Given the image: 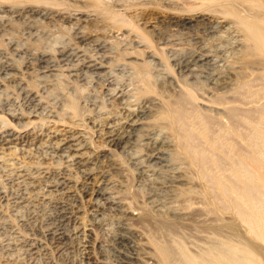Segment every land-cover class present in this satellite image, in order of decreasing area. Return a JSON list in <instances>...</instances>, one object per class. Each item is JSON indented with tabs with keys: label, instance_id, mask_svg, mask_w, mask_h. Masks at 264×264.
Wrapping results in <instances>:
<instances>
[{
	"label": "rangeland",
	"instance_id": "374dc122",
	"mask_svg": "<svg viewBox=\"0 0 264 264\" xmlns=\"http://www.w3.org/2000/svg\"><path fill=\"white\" fill-rule=\"evenodd\" d=\"M32 1L43 8L51 10L50 7H52L56 9L55 11L58 12L59 17L51 22V25L42 17L35 18L38 21L37 24L35 23V26L40 32L36 30L34 32H36V36L40 37L41 40H39L40 38L35 40L34 36L26 37L28 34H25V23L22 21H20L21 23H13L14 25L9 30L10 35H7L8 32L4 33V35L0 33V54H5L1 56L4 55L6 59L10 56L8 57L10 58L8 61L12 62L19 69L23 68L24 60L12 54V47L10 46L13 42L25 47L32 46L34 48L46 49L50 54L55 55L61 46L71 44L76 40L73 37L74 30L70 22L71 19L65 18V15H74L75 11L78 12L81 8L83 10L86 8L92 10L91 8H93L100 13L99 16L102 19L84 23V30L86 31L84 32L86 36L88 35V39L81 44L82 46L85 45L87 54H95L94 56H98L99 54L96 44L113 50L111 58L106 62L107 64L109 62V65L107 66L105 63L106 67H108L106 68V72L110 68H113L99 78L89 76L81 83H74L71 78L67 79L64 76L68 81L63 79L55 80L53 81L55 83L51 82L52 85L48 88L49 90L44 89L45 91L41 87L38 89L39 82L26 78L27 83L25 84V88L30 87L29 89L40 90L39 94H41L42 100H46L45 102L48 103L49 113L46 111L43 115L32 118L33 124L31 125L38 126V128H41V131L55 127V129L62 130L61 133H64L63 129H69L68 126L73 125V130L82 132L86 137L88 135L87 139L91 147L93 146L92 148L96 150H92V160L95 165L91 164L92 176L94 177L91 181V187L97 189L95 184L105 181L101 175L108 173L109 182H115V185L113 187L110 184L112 189L114 188L113 190L110 189L111 187L108 184L105 187L108 190L110 189L109 191L115 192L113 197L121 205L125 206L127 214L114 209L104 198L94 194L92 189L85 193L82 190V185L84 184L82 175L81 173H78V175L76 173V186L72 189V193L66 197L67 206L71 212L70 218L65 221L66 229L69 231V239L65 240L64 244H58L55 240L54 242L53 239L46 238L43 226H38L35 229V237L40 238L45 243L43 244L42 241L37 252H28L24 246L17 244L18 239H21L23 235L30 234L22 226L20 218L26 212L23 209L17 211L7 205L5 201H2L0 203V264H125L122 260L123 257L119 256L117 252L119 249L117 237L128 226V229L131 231L139 230L138 237L140 238L139 241L142 248L141 253L143 255L147 253L151 255V258L146 260V264H264V200L257 203V209H262L260 210L261 213L255 209L258 212L257 214L260 215H256V212L254 213L252 210V206L246 204L245 201L249 197L248 194L253 193L255 195L263 186V183L256 182L255 176V179H252L255 181L248 180V184H244L245 187L244 185L240 187L242 195L244 193V197L241 194H236L235 191L226 195L222 175V171L226 167L231 169V165L229 164L231 160L233 162H238L239 160L251 162L250 158L247 157V155L250 156L251 152L249 147L251 140H248V135L250 134L249 138H252L253 135L256 136L253 134L256 131L255 129L260 131L262 129L260 126L264 127V54H260L261 52L257 51L259 46H257L256 40H254L255 42L253 41L252 34H250L252 33L251 28L254 30L255 27L250 26L249 28V25H254V22L259 23L257 25L260 26L262 22L264 24V0ZM2 2L6 3L9 1L0 0V5L3 6ZM15 2L20 3L21 0H15ZM26 3L32 2L31 0H23L22 4ZM2 6H0V10L3 9ZM2 12H0V24L4 20L3 17L6 16L5 12ZM2 15L3 17H1ZM38 19L42 20L39 21ZM184 24L188 27L184 28ZM245 24L247 25L246 27H244ZM110 25H116V28H120L123 32L119 36H110L108 33L110 30L108 26ZM210 27H213L215 31L219 27V31L214 32L215 35L214 33H205V28ZM173 29L177 30L174 31ZM45 36L49 38L43 39ZM168 37L173 38L174 41L177 40V45L173 47L175 48L173 51H170L169 45L163 43L164 39ZM139 42L143 43L144 46L138 44ZM146 46H149V49L164 58L166 69L163 67L156 71L154 63L148 61L151 58L148 57V48ZM199 49L219 56L218 62L220 64L223 62L222 68L227 71V76L231 77L234 82L232 86L233 90L230 93H226L229 96L224 94V96L221 95L220 97L219 95L216 97L215 95L211 97V102H207L204 98L209 96L205 89L211 84L203 83L206 87H202L198 83L197 89H194V96L196 97L195 108L210 125L211 138L217 143L219 142L218 145L235 142L233 135L229 133L228 135L225 131L237 128L240 134H243L241 135L243 136L242 138L236 136V140L238 141L237 146L240 143L238 146L240 149H237L236 154V151L230 146L231 152L228 151L232 156L227 157V162L223 160L217 150L212 155L207 151V160L209 159V162L201 169L198 166L199 162L197 160H193L190 157L185 158L178 151V147H174V145L176 146L174 141L177 138L173 137L170 127H154L153 130L156 132L155 135H157L154 140L157 141V138L158 141L159 139L162 140L163 142L160 141L161 145H163L162 148L164 151H167L163 154L165 161H161L159 164L155 161L151 162V166L140 175L132 166L129 156L122 154L118 147H111L106 144L105 133L108 130V125L115 119L126 118L130 113L129 110H133V107L136 109L131 110V112H134V114L138 113V107L133 102H136L135 99L140 98L139 87L142 86L143 80L146 78L145 73L149 71L152 73H150L151 76L153 75L152 82L155 84L151 88V91H147L146 94L156 97L163 96L165 95L164 93L166 95L167 93L170 94L171 88L169 87H172V83L168 76L169 74L183 82L189 81L190 77L188 75L184 74V77L180 76L171 56L174 53V58L179 59V57L196 53L195 51ZM5 50L7 52L9 50V53ZM93 51L96 52L94 53ZM113 57H116L114 58L115 60ZM4 60L5 58L0 62V76ZM137 62L141 68L144 66L148 68V71L146 70L147 72L145 71L144 73L136 71L139 70L137 69L139 67ZM145 62L147 65L149 64L148 67ZM228 63L232 65H227ZM134 65L137 67L135 68ZM125 68V72H122ZM138 72L140 73L138 74ZM133 80L134 82L138 80V85ZM214 82L219 83L220 80L217 81L215 79ZM215 85L213 84V86ZM108 86L110 91L107 88ZM132 89L134 91H131ZM0 91V103H3L11 96L15 98L13 108L11 106L12 110L10 111L21 114L23 112L22 115L25 118L23 117L21 123L27 122L28 118L31 117L30 110L27 108L26 103H24L20 90H17V87L13 83L10 84L7 80L0 78ZM117 91L128 93L125 97V103L128 102L125 106H127L128 110L120 109L117 101L114 100L113 96L115 94L113 93ZM129 91L134 95L130 97L131 93ZM137 95L138 97H136ZM113 101L114 104L112 103ZM220 102L222 105H220ZM208 103L214 106L217 105L215 107H219L220 105L221 109L222 106L223 109L225 107L227 116L234 114V120L231 116L230 120L223 116L226 111L225 109L224 113L222 112L220 115H217L212 108L213 105H208ZM52 105L56 110L52 108ZM206 105L212 106L210 108L214 112L208 110V106ZM73 110L77 114L75 111L72 114ZM0 119L5 123L11 122L10 124L14 120L10 115L2 112H0ZM81 120H84V122ZM75 123H78V128L75 127ZM80 125L84 128L82 126L79 127ZM98 125L100 126L98 127ZM249 126L254 127V131L252 128H248ZM102 127L104 130H102ZM166 129H168V132H166ZM241 129L247 131L245 132L246 135L248 133L247 137L243 133L244 130L242 131ZM161 132L165 134H161ZM229 136H232V139ZM168 137L174 141L172 142ZM244 138H247L246 142H243L242 139ZM252 139L255 140V137ZM258 139L254 143L261 148L260 142L263 143L264 141ZM239 140L242 141L240 142ZM170 141L171 143H169ZM175 143L177 142L175 141ZM169 144L171 145L169 146ZM242 144L247 146L246 152L242 150L243 148L246 149L245 146H241ZM167 147L171 149H167ZM33 153L35 157L36 152L34 151ZM237 155L243 156H239L238 160ZM211 156L213 157L211 158ZM225 163L230 166H225ZM177 167H181V169ZM235 167L238 166L236 165ZM246 177L249 179L247 175ZM227 182L230 187L231 180ZM247 190H250V192ZM263 192L260 190L261 194L259 195L263 196ZM154 194L157 196L156 198H154ZM165 195L166 197H164ZM170 196L175 198L172 199L174 202ZM236 198L239 199V204H236ZM165 203H167V206ZM159 206L161 207L159 208ZM161 208H164V210ZM128 211L133 213H129ZM256 217H258V220H256ZM126 224L128 225L127 227ZM189 258H194L196 263H193Z\"/></svg>",
	"mask_w": 264,
	"mask_h": 264
},
{
	"label": "bare ground",
	"instance_id": "6f19581e",
	"mask_svg": "<svg viewBox=\"0 0 264 264\" xmlns=\"http://www.w3.org/2000/svg\"><path fill=\"white\" fill-rule=\"evenodd\" d=\"M8 1L9 2H6V3L2 2L3 6L0 5L3 8L0 10V12L3 11V12H5V15H6V16H4L5 18L3 17V15L1 16V17H3L4 20H2L1 21L2 24H0V33H2L3 35L6 32H8L7 35H10L9 30L14 25L13 23H21L20 21H22L23 23H25V34H28L26 37H33L34 36L33 38H35V40H36V39H39L40 37L38 38L36 36L37 35L36 32H34L35 30L39 31V29L35 26V23L36 24L38 23V21L35 20V18L37 19L38 17H42L51 25V22H53L57 17H59L58 12L55 11L56 9H53L52 7H50L51 10L43 8L42 6L36 4L32 0H31L32 3H26L24 5L22 4L23 0H21L22 3L21 2L20 3L15 2V0H8ZM61 1H64V0H61ZM11 2H13V3H11ZM40 3H42V2H40ZM46 7H47V5H46ZM91 9L92 10L86 8L83 10L81 8V10H78V12L75 11L74 15H65V18L71 19L70 22L73 25L72 27L74 30L73 37L76 40H75V42L72 40L73 42L71 41L72 42L71 44L69 43V44H65V45L61 46L57 50V53L55 55L50 54L48 52V50H46V49L44 50V49H39L36 47L34 48L32 46L25 47L23 45L21 46L20 44L13 42L10 46V47H12V52H13V53L12 52L11 53L18 56L19 58H23V60H24L23 68L19 69V68H16L12 64V62L8 61L10 59L8 57H10V56L7 55L8 57L6 59V57L4 56L5 55L4 53H2V54H4L3 56H1L2 54H0V62H2V59L5 58V60L3 61L4 65L1 68V76L2 77L0 76V78L2 80H7L10 84L13 83L14 86L17 87V90H20V93L22 95L24 103H26L27 108L30 110L29 113L31 115V117H29L30 119L28 118L27 122L21 123L23 121L22 120L23 117L25 118V116L22 115L23 112L21 114V113H14V112L10 111V110H12L11 106L13 108V103L16 100L15 98H13L11 96L10 98L6 99L3 103L2 102L0 103V112L7 113L8 115H10L14 119V120H12L13 121L12 124H10L11 122L5 123V122H3V120L0 119V203L2 201H5L7 203V205H9L11 208H13L17 211H21V209H23L26 212L25 215L20 216V218H21L22 226L27 231H29L30 234L25 235V236L23 235L21 237V239H18L17 244L24 246L28 252H37V250L39 249V246L42 244L43 240H40V238L35 237V231H36L35 229H37L38 226L39 227L43 226V228H44L43 230H45L46 238H51V239H53V241L55 240L58 244H64V241L65 240L67 241L69 239V231L66 229L65 221L68 218H70L71 212L68 209L66 197H67V195L72 193V191H73L72 189L76 186V181H75L76 173H77V175H78V173H81V175H82V178L84 181L83 182L84 184L82 185L83 186L82 190L85 193H87L90 189H92L94 194L104 198L106 200V202L108 204H110L114 209H116L122 213L127 214L125 206L121 205L120 202L115 197H113V194L115 192L109 191L110 189H112L110 184L114 187L115 182H109V178H108L109 174L108 173H106L105 175L104 174L101 175V177H104V180L106 182L102 181L101 183L95 184L97 189H93L91 187L92 186L91 181L94 179V177L92 176L93 171H91V168H92L91 164L93 163L92 150H95V149L92 148L93 146L91 147V144H90L89 140L87 139L88 135L86 137L85 134H83L82 132L73 130L74 128H73L72 124H71L72 126H68L69 129H63L64 133H61L62 130H59L58 128L55 129V127L49 128L46 131H41V128H38V126L31 125V124H33L32 118L39 117V116L43 115L46 111H48V105H47L48 103L45 102L46 100H42V96H41V94H39L40 90L36 91L34 89L35 90L34 91L33 89H29L30 88L29 85H28L29 88H25V84L27 83L26 78L34 79L35 81L39 82V84H38L39 88L38 89H40V87H41L43 90L44 89L49 90L48 88L52 85L51 82H53L55 80L63 79L65 81H68L67 79L71 78L72 81H74V83L75 82L81 83V82L85 81L89 76L99 78V77H101V75H104V73L107 74L108 71L113 68V67L110 68L106 72V70H107L106 68H108V67H106V65L107 66L109 65V62H108V64L106 62L109 60V58H111V56H112L111 53L113 52V50H110L109 48L107 49L103 45L96 44V48L99 50L98 53L100 54V56H99V54H98V56H94L95 54H93V55L87 54L88 52L86 53L87 50H85V47H84L85 45L82 46V44H81L82 42L87 41V39H88V35L87 36L85 35L86 31L84 30V23L87 21L93 22L94 20L102 19L99 16L100 13H98L93 8H91ZM70 14H72V13H70ZM34 20L37 22H35ZM38 20L41 21L42 19H38ZM101 21H103V20H101ZM112 21H113V19H112ZM105 22H106V20H105ZM55 23H56V21H55ZM187 23H189V22H187ZM99 24L101 25V23H99ZM257 24H259V23L254 22V25L253 24L249 25V23H248L249 28H250V26L251 27L254 26L255 28H254V30L251 28L252 31L250 29H248V27H247V29L252 32V33H250L248 31L250 34H252L253 41L256 40V43L258 44V45L257 44H255V45H257L259 47L257 48L254 45H252V46L257 48V51L261 52L260 54H264V28H263L264 24L262 22V24H261V26L263 25L262 27L260 25H257ZM100 25H99V28H100ZM243 25H244V22H243ZM69 26H71V25L69 24ZM246 26L247 25L245 24L244 27H246ZM108 27H110V30L108 31L110 36H113V37L119 36L121 34V32H123V30H121L120 28H116V25H114V26L110 25ZM183 27L187 28L188 26H185V24H184ZM218 29H219V27H218ZM218 29L215 31V29L213 27H210V28H205L204 31H205V33L213 34L214 32L219 31ZM173 30L176 31L177 29H173ZM214 35H215V33H214ZM208 36H210V35H208ZM253 36L255 39L253 38ZM48 38L45 36V38H43V39H48ZM200 38H202V37H200ZM43 39H42V41H43ZM39 40H41V38ZM250 40H249V42H250ZM176 41H174L173 38L168 37L167 39H164L163 43L165 45H169L170 46L169 48L171 49L170 51H173V50H175V48H173V47L177 45ZM240 41H242V40H240ZM253 41H252V43L255 42V41L254 42ZM86 44H88V43H86ZM138 44H141V43L139 42ZM178 44H180V43L178 42ZM141 45L144 46L143 43ZM87 46H89V45H87ZM250 47H251V45H250ZM250 47H248V48H250ZM253 47H252V49H253ZM40 48H42V47H40ZM147 48H148V51H147L148 57L151 58V60L148 58L149 59L148 61L154 63L156 71H157V69L160 70L163 67H165V69H166V63H165L164 58L162 56H159L155 51L149 49L150 48L149 46ZM162 48H164V47H162ZM205 49H206V47H205ZM5 51L7 52V50H5ZM257 51L255 50V52H257ZM195 52L196 53H193V54H190L187 56H183L181 58L179 57V59L178 58L175 59L174 58L175 56L173 53V56H171V57H173L172 59L174 60L175 66L178 68V71H179L178 73L180 74V76H183V77H184V74L188 75V77H190V80L183 82L180 79H178L177 77L169 74L168 76H169L170 81L172 83V85H171L172 87H169V88H171L170 89L171 92H170V94L167 93V95H166V93H164L165 95L159 96V97L146 94V92L151 91V88L154 87L153 85H155L152 82L153 75L151 76L152 73L150 71L147 72L148 68H146L145 66L141 68L137 62V65L139 67H137L135 65H134V67L135 68L137 67V69H139V70H136V71H140L141 73L142 72L144 73L147 70L146 71L147 73H145L146 78L143 80L142 86L139 87V90H140L139 97L140 98L135 99L136 102L132 101L133 103H135L134 105L136 107H138V113L134 114V112H131L132 109L129 110L130 113L127 115L126 118L115 119V120H113V122L111 121L112 123H110V125H108V130H106V133L104 132L106 144L110 145L111 147H116V148L118 147V149L120 150V152L122 154L129 156L132 166L134 167V169H136L138 171V173H140V175L149 166H151L150 165L151 162L155 161V162H158V164H159V162L165 161V158H163V154L165 153L166 150L164 151L162 148L163 145H161V143H160V141H162V140L159 139V141H158V138H157L158 142L154 140L155 136H157V135H155L156 132L153 130L154 127L155 128L165 127V126L170 127L173 137L175 136L177 138V140L175 139V141L177 143H175V141L173 140L174 144H176V146L173 144L174 147H178V151L182 155H184L185 158L190 157L193 160H197L199 162L198 166L201 169H202V167H205V165L209 162V159L207 160V158H208L207 153L208 152L211 153L210 155H212L217 150L219 152V154L222 156L223 160L226 161L228 156H230V155L232 156V154H230L231 147L234 151H236V154H237V149L238 148L240 149V147H238L240 145V143L237 146L238 141L236 140V136H239L242 138L243 136H241V135H243V134L242 133L240 134V132L238 131L237 128H232V129L225 131V132H227L226 134L229 133L230 135H233L235 142H232L231 144H229V143L224 144L223 143V145H222V143L220 141L221 144L218 145L219 142L217 143L214 139L211 138L212 133H211L210 125L208 124V122H206L202 118L203 116L201 117L200 113H198L197 112L198 110H196V108H195L196 107L195 106L196 97L194 96V89L195 88L197 89L196 86L198 85V83L201 84L200 86H202V87L205 86V85H203V83H205V84L210 83L212 85V86L210 85L208 88L205 86L206 87L205 90L209 96L204 97L207 102H211L212 101L211 97H214L215 95H216V97L219 95H220V97H221V95L224 96V94L229 96L226 93H230L233 90L232 86H233V82H234L231 77L227 76L228 75L227 71L222 68L223 62L221 64L218 62L219 56H215L214 54L212 55L211 52L208 53V52H205L204 50L201 51L200 49L198 51H195ZM7 53H9V50ZM9 55H11V54H9ZM114 58H116V57H113V59ZM12 61H13V59H12ZM105 63H106V65H105ZM145 64L148 67V65L150 63L147 65V63L145 62ZM227 65H232V64L228 63ZM120 66H121V64H120ZM126 68L122 72H125ZM120 70H119V73H120ZM140 72H138V74ZM132 73L134 74V72H132ZM164 73H165V71H164ZM64 76H66L67 79L64 78ZM138 78H140V77H138ZM134 79H136V78H134ZM215 79L217 81L220 80V82L219 83L214 82ZM137 81L134 82V80H133L134 83H137ZM154 81H155V79H154ZM53 83H55V82H53ZM167 83H168V80H167ZM213 84H216V85L213 86ZM115 85H116V82H115ZM137 85H138V83H137ZM133 86H135V84H133ZM107 88L109 90V86ZM198 90H199V88H198ZM131 91H134V90L132 89ZM131 91H129V92L131 93ZM106 93H107V91H106ZM107 94H109V92ZM113 94H115L113 97H114V100L117 101L118 105L120 106L119 108L122 110H128L127 106H125V104L128 103V102L125 103V97L128 93H125L124 91H117L116 93L114 92ZM110 95L112 96V94H110ZM133 95L131 93L130 97ZM136 97H138V95ZM107 98H108V96H107ZM48 99H50V98H48ZM236 102H238V101H236ZM87 103L89 104V102H87ZM112 103L114 104V101ZM209 104L213 105L211 103H208V105ZM228 104H230V103H228ZM208 105H206V106H208ZM220 105H222V103ZM220 105H219V107H215L217 105H215V106L213 105V107L210 106L215 110L217 115H220L223 111L226 110L225 107H224L225 110L223 109V106L221 109ZM110 107H113V106H110ZM192 107H194L195 109ZM210 107L208 106V110H211ZM227 107L230 108L229 106H227ZM52 108H53V105H52ZM53 109H55V107ZM135 109L133 107V110H135ZM214 110L213 111L211 110V111L214 112ZM52 111H54V110H52ZM61 111H62V109H61ZM74 111L75 110H73L72 114L74 113ZM64 112H66V111H64ZM234 112H236V111H234ZM47 113H49V111ZM111 113H113V111H111ZM76 114H77V112H76ZM233 115L232 116L230 115V116L233 118L234 117ZM223 116L227 117L229 120L231 118L230 116H227V110L225 111V114ZM40 119L42 120V118H40ZM104 119H105V117H104ZM49 120H51V119H49ZM95 120H96V118H95ZM233 120H234V118H233ZM81 121L84 122V120H81ZM52 122H53V119H52ZM100 122H101V120H100ZM46 123H47V121H46ZM41 124H42V122H41ZM69 124H67V125H69ZM75 124H76L75 127H77L78 123H75ZM103 124H105V123H103ZM248 124H250V123H248ZM253 124H255V123H253ZM258 124H260V122H258ZM82 125H80L79 127H81ZM43 126H45V125H43ZM83 126H82V128L85 127V126L84 127ZM99 126L100 125H98V127ZM63 127H64V124H63ZM260 127L262 128V129H260V131H258L257 129H255L253 127L256 130V131H254V129L249 126L248 128H252L254 132L248 128L247 129L256 135V136H254L253 134H251L255 137V140L259 138L258 140L264 141V130H263L264 127H262V126H260ZM102 130H104L103 127H102ZM166 130H167L166 132H168V129H166ZM158 132H160V131H158ZM245 132H247V131L244 130L243 133L245 134ZM162 133L165 134L164 132H161V134ZM226 134H225V136H226ZM247 135H248V133H247ZM247 135H246V137H247ZM249 136H250V134L248 135V140L249 141L251 140L250 146H249L251 152L248 150L250 152V156H248L247 153H246V155H247V157L250 158L251 162H247V161L244 162L245 160L243 162L240 161L239 156H243V155H237L238 160H239L238 162L237 161L233 162L232 160L230 161V163L228 162L231 165L230 166L228 164L231 169L224 167L225 170L222 171L223 180H224L223 181L224 182V189H225L224 191H225L226 195H229L233 191H235L236 194L242 195V193H241L242 189L240 190V187H243V185L246 184L248 182V180H252V179L256 178L255 179V180H257L256 182L263 183V186L259 189V191H257V193H256V189H255V193H256L255 195L256 196L253 193L248 194L249 197L245 201H246V204L252 206V210L254 213L256 212L255 213L256 215H260V214H257L258 212L255 211V209L258 210L257 209V203L258 202L260 203V201L264 200V195L263 196L259 195V194H261L260 190H261V192L264 191L263 190L264 189V142L262 143L259 141L262 145L260 148V146L258 147V145L254 143L255 140L252 139L254 137L252 136V138H249ZM169 139H171V138H169ZM238 139H240V138H238ZM246 139L245 138L242 139L243 142H246L247 141ZM171 141H172V139H171ZM171 141L169 143H171ZM170 145L171 144H169V146ZM241 146L244 147L245 145L242 144ZM168 148L173 149L172 146H171V148L167 147V149ZM245 148L246 149L243 148L242 150H244L246 152L247 146H245ZM256 150H257V152H256ZM34 151L36 152L35 157H34V153H33ZM105 157H107V156H105ZM212 157L213 156H211V158ZM244 157H246V156H244ZM33 158H35V159H33ZM193 160H192V162H193ZM226 165L227 164L225 163V166ZM236 165L238 167H235ZM181 167H182V165H181ZM181 167H177V168L181 169ZM93 169H95V168H93ZM182 170H183V168H182ZM203 171H204V169H203ZM173 174H175V173H173ZM220 175H221V170H220ZM246 175L249 177V179L246 177ZM143 180H145V179H143ZM179 180H181V179H179ZM228 180H231L230 187L227 184ZM255 180H252V181H255ZM106 184H108L109 187H111L109 190L105 187ZM244 187H245V185H244ZM247 187H249V186H247ZM250 190L249 191L247 190V191L250 192ZM262 194H264V192ZM243 195H244V193H243ZM154 196H155L154 198L157 197L155 194H154ZM164 197H166V195ZM173 198L174 197H171V200ZM238 198H239V196H238ZM238 198H236V204H239ZM172 201L174 202V200H172ZM170 203H171V201H170ZM108 204H106V205H108ZM166 204L167 203H165V205ZM163 205H164V203H163ZM44 206H46V207H44ZM160 207L161 206H159V208ZM162 210H164V208ZM260 210H262V209H260ZM260 210H258V211L261 213ZM160 212H162V211L160 210ZM129 213H133V212H129ZM257 218L258 217H256V220H258ZM127 226L128 225L126 224V227ZM128 227L125 228L126 230L123 233H121L120 235H118V237H117V240L119 243V249L117 248L118 249L117 252H118L119 256L123 257L122 260L125 264H146V260L150 259L151 255L149 253L144 254V255L141 253L142 248H141V244L139 241L140 238L138 237L139 236V233H138L139 230L131 231L130 229H128ZM44 243L45 242L43 241V244ZM45 246H46V244H45ZM189 259L193 263L194 262L196 263L194 258H192V259L189 258Z\"/></svg>",
	"mask_w": 264,
	"mask_h": 264
}]
</instances>
